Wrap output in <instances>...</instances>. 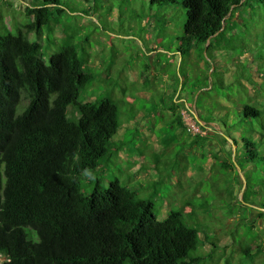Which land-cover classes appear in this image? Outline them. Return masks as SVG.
I'll list each match as a JSON object with an SVG mask.
<instances>
[{"label": "rangeland", "instance_id": "374dc122", "mask_svg": "<svg viewBox=\"0 0 264 264\" xmlns=\"http://www.w3.org/2000/svg\"><path fill=\"white\" fill-rule=\"evenodd\" d=\"M38 2L0 0V35L24 30L33 21L26 7ZM181 2L159 6L149 0H61L64 11L55 13L57 19L40 36L32 33L29 39L42 45L46 62L63 44L82 47L95 79L80 101L109 96L119 106L124 128L113 142L122 149L114 150L101 169L84 174L86 192L96 179L105 188L117 180L137 188L142 197L152 196L159 220L172 209L182 210L202 229L197 252L204 258L202 264H264V220L258 217L264 212V11L256 0H249L227 19L225 32L212 39L211 47L197 54L181 42L186 23ZM223 76L225 85L220 86ZM204 78L213 89L200 93L197 87ZM195 94L198 108L205 112L219 110L220 104L229 110L236 126L230 134L256 140L257 157L250 165L234 161L235 172H226L216 161L218 146L211 144L218 139H196L188 126L179 125L177 119L182 118L185 125L199 127L182 103L185 98L192 105ZM244 105L258 108L261 116L240 121ZM137 111L139 117L133 114ZM124 135L126 144H121ZM153 164L157 168L147 172ZM245 243L255 251L261 246L262 253L253 260L244 258Z\"/></svg>", "mask_w": 264, "mask_h": 264}, {"label": "trees", "instance_id": "16d2710c", "mask_svg": "<svg viewBox=\"0 0 264 264\" xmlns=\"http://www.w3.org/2000/svg\"><path fill=\"white\" fill-rule=\"evenodd\" d=\"M180 1L186 10L181 42L197 54L225 32L236 10L249 5V0H149L159 6ZM256 1L264 11V0ZM35 5L26 7L33 21L24 30L0 35V264H202L197 254L202 229L182 210L172 209L159 220L152 196L142 197L117 180L105 188L96 179L90 192L84 190V174L101 169L114 150L122 149L113 142L124 128L119 106L109 96L80 101L95 79L82 47L63 44L44 60L42 45L29 36H40L64 9L61 0ZM203 80L198 91L209 86V79ZM224 107L218 105L202 120L220 124L237 146L241 143L235 159L230 151L220 163L233 173L234 161L253 162L258 144L228 132L236 126ZM239 114L242 121L259 118L261 111L244 105ZM186 206L193 213L194 206ZM258 217L264 220V212ZM261 253V246L256 251L246 243L242 247V256L250 260Z\"/></svg>", "mask_w": 264, "mask_h": 264}, {"label": "crops", "instance_id": "0c3cea01", "mask_svg": "<svg viewBox=\"0 0 264 264\" xmlns=\"http://www.w3.org/2000/svg\"><path fill=\"white\" fill-rule=\"evenodd\" d=\"M222 80L224 81L225 80V78H224V76H223V78H222ZM256 81V83H257V80H255ZM208 82L210 83V81L208 80ZM212 89L211 88V86L209 87H206V88H203V89H201V90H199V92L200 93H203L204 91H206V90H208V89ZM198 92V91H197ZM196 92V93H197ZM194 94V93H193ZM194 99H195V101L196 102H194L192 105H189L188 103H187V100L184 98V99H182V103H184L185 104V107L187 108V109H190V111L192 112V114H193V116H194V118H195V120H196V122L198 123V125H199V128L201 129V131H206L207 132V134L206 135H202V134H200L202 137H208V136H210V135H214L215 137H214V139H213V141L214 140H216V139H218L217 141H214V142H212L211 144H216L217 146H218V149L216 150V155L219 157L218 159L216 158V161H219L220 163H221V161H223L224 159H228V152H230V151H232V158L233 159H235V157H236V155H237V153H238V150H239V152H240V148L234 143V141H233V139L232 138H230V137H228V136H226V135H224V133H223V127H221L220 126V124H218V123H215V122H205V121H203L202 120V118H205V116H207V111L205 112V111H203L202 109H200V108H198V106H197V100L199 99V95H197V97H196V94L194 95ZM227 107V106H226ZM203 111V112H202ZM139 117V114H138V111L136 112V117ZM182 119V118H181ZM181 119H177L178 120V123H179V125H180V123L182 124L183 123V121H181ZM189 124H187V125H185L184 123H183V126L182 125H180V126H182L183 128H185L186 126H188ZM188 128V127H187ZM186 128V129H187ZM149 136V135H148ZM147 136V137H148ZM222 137H224V138H222ZM167 138V137H166ZM170 138V141L172 140V138L171 137H169ZM163 139V138H162ZM162 139H159L158 140V138H156V140L157 141H161ZM205 139H207V138H205ZM192 143H196V144H198L197 142H200V140H197V141H193V139L192 140H190ZM209 143V141L208 140H206L205 141V145H203V146H206L207 144ZM233 153H234V155H233ZM216 157V156H215ZM149 172V171H148ZM186 175H187V177H189V171H187L186 172Z\"/></svg>", "mask_w": 264, "mask_h": 264}, {"label": "built area", "instance_id": "2783aa9c", "mask_svg": "<svg viewBox=\"0 0 264 264\" xmlns=\"http://www.w3.org/2000/svg\"><path fill=\"white\" fill-rule=\"evenodd\" d=\"M188 132L193 135L201 134V129L199 127H196L195 125L189 124L187 128Z\"/></svg>", "mask_w": 264, "mask_h": 264}]
</instances>
